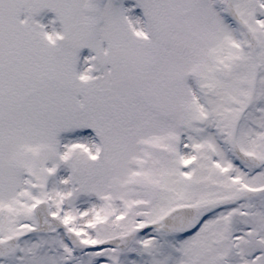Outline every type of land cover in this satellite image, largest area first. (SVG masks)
Here are the masks:
<instances>
[{"label": "snow or ice", "instance_id": "obj_1", "mask_svg": "<svg viewBox=\"0 0 264 264\" xmlns=\"http://www.w3.org/2000/svg\"><path fill=\"white\" fill-rule=\"evenodd\" d=\"M0 264H264V0H0Z\"/></svg>", "mask_w": 264, "mask_h": 264}]
</instances>
